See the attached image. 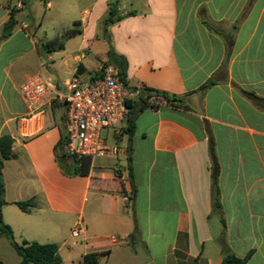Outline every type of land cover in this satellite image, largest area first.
<instances>
[{
  "label": "crops",
  "instance_id": "1",
  "mask_svg": "<svg viewBox=\"0 0 264 264\" xmlns=\"http://www.w3.org/2000/svg\"><path fill=\"white\" fill-rule=\"evenodd\" d=\"M39 1L46 11L69 13L68 30L79 33L48 52L38 35L47 14L32 16L31 26L20 17L31 11L32 0H0V138L14 139L15 154L3 170V212L32 198L39 206L31 213L19 209L27 217L20 219L23 225L9 223L14 236L15 222L22 241L56 243L59 253L71 251L67 240H74L83 246L81 259L109 252L102 264H222L227 252L264 264V0ZM113 2L123 19L107 33L128 62L130 90L148 87L184 100L172 106L158 99L157 108L135 110L131 177L128 161L124 166L119 160L128 156L127 135L117 143L120 155L92 160L88 176L67 175L55 155L64 107L61 113L53 106L32 112L20 87L37 75L70 81L60 77L62 67L83 78L94 42L105 39L101 23ZM13 12L17 24L4 37ZM232 33L228 54L225 36ZM211 78L216 84L200 91ZM9 167L20 199L7 198ZM215 168L224 224L213 212Z\"/></svg>",
  "mask_w": 264,
  "mask_h": 264
},
{
  "label": "trees",
  "instance_id": "2",
  "mask_svg": "<svg viewBox=\"0 0 264 264\" xmlns=\"http://www.w3.org/2000/svg\"><path fill=\"white\" fill-rule=\"evenodd\" d=\"M133 15V13H131ZM123 19L122 16L118 15V3L113 2L109 4V14L102 21L101 28L103 30V37L107 40L109 44V50L107 53L108 62L104 64L113 65L118 70V75L120 80L123 82L125 87L129 90L128 87V62L124 56L118 55L113 47L111 46V41L107 33V28L110 25L116 24L117 22ZM17 22L15 20L14 12L11 14L9 21L5 24L3 30V36L8 37ZM78 32L75 28L70 29L62 33L61 40H53L50 42H43L42 47L48 51L52 52L55 49H62L63 43L66 39H69L75 36ZM220 34V33H219ZM225 36V34H221ZM232 34H229L225 37L228 38L227 41V51L230 54L234 40ZM234 37V35H233ZM80 68V66H79ZM78 68V69H79ZM96 75L101 76V72H97ZM216 84L214 78L209 79L201 88L200 91H207L213 85ZM138 100H128L127 106L129 108V114L126 121V127L124 130V135L128 136V170L130 177L132 176V138L135 132L134 124V113L135 110H143L145 108H157L159 104L153 101V99H161L163 102H167L172 106L182 104L184 97H179L175 95H170L166 92L159 91L153 88L143 87L139 90ZM64 115L62 116V126H61V139L55 147V155L57 161L67 175L74 176H88L92 166V160L90 158H77L75 156H69L64 152V145L66 144L65 136V126H64ZM14 139L10 135H3L0 138V238L4 236L9 241L10 245L17 252L20 257L19 264H62L63 260L59 253V245L56 243H38V242H29L22 241L21 243L15 240L13 229L10 225L6 224L3 219V207L8 205L5 200L6 196V187L4 180V167L5 162L11 160L15 157L13 151ZM70 162V164H68ZM212 198H213V212L219 214L222 217L223 224V214H222V205L220 200V189L218 184V172L215 168L212 174ZM24 213H31L32 210L37 209L39 206L36 201L32 198L25 201H18L13 203ZM138 236L137 230L130 236V243L133 245L136 237ZM109 252H91L83 256V264H102L101 257L107 256ZM250 255L245 258H238L234 254L227 252L224 255L222 264H247ZM0 264H4L0 260Z\"/></svg>",
  "mask_w": 264,
  "mask_h": 264
},
{
  "label": "built area",
  "instance_id": "3",
  "mask_svg": "<svg viewBox=\"0 0 264 264\" xmlns=\"http://www.w3.org/2000/svg\"><path fill=\"white\" fill-rule=\"evenodd\" d=\"M99 72L101 76L96 79L86 80L76 75L64 83L37 75L20 87L21 96L32 112H42L55 102L64 107V152L69 156L94 160L121 154L117 143L126 127L127 101L138 98L139 91H129L113 65L102 64ZM104 131L111 132L113 143L104 136ZM81 232L76 227L72 234L78 237Z\"/></svg>",
  "mask_w": 264,
  "mask_h": 264
},
{
  "label": "rangeland",
  "instance_id": "4",
  "mask_svg": "<svg viewBox=\"0 0 264 264\" xmlns=\"http://www.w3.org/2000/svg\"><path fill=\"white\" fill-rule=\"evenodd\" d=\"M30 6H31V11H24L20 19L24 20L25 22H27L29 25L32 26L33 24L32 19H31L32 16L42 18L46 13L47 15L45 19L43 20V26H41V28L39 29V33H38L39 37L42 38L44 42L49 39L51 40L58 39V36H59V40H61V37H62L61 32L63 31L65 32L69 28H71V24L69 22L71 15L69 13L61 16V15L54 13V11H49V10L46 11L45 4L40 2L39 0H32V2L30 3ZM63 28L65 30H63ZM95 30L97 31V29ZM108 46L109 44L106 39L99 38L97 41L94 42V45L92 46V51L88 53V57L85 60L87 67H88V71H87V74L83 76L84 79L91 80V79L98 78L96 73L99 72L97 68L101 62V55L104 52V50L107 49ZM75 48H76V41H71L68 44L69 51H72V50L74 51ZM55 57L57 58V56ZM47 70H48L49 75L52 76L53 72H51L49 69ZM72 75H73V68L62 67L61 74H60V77L62 79H66V78L72 79ZM61 107L62 105L55 102L53 104L52 111L61 113L62 112ZM60 118L62 119V116H60ZM103 134L104 136L110 138L109 140L110 143H113V140L111 139L110 131H104ZM123 138H124V141H123V144H121V146L126 148L127 143L125 142V137ZM119 160L122 165L126 166V163H127L126 155H120ZM12 178H13V169L9 167L7 170V179H8L7 198L9 200L20 199V195L18 194L16 189L13 186H11ZM3 214H4V220L7 224L13 221H16V222L21 221V224L23 225L22 220L20 219L27 217L23 215L21 211L17 209L16 207H14L13 209H11L10 207H6L4 209ZM157 219L161 220L162 214H157ZM141 223H143V220H141ZM13 226L15 229V240L20 243L22 241L21 240L22 239L21 238V234H22L21 226H18V224H16L15 222L13 223ZM70 226H71V221H68L67 230H65V236L67 235L68 227ZM26 237L30 238L31 236L29 234H26ZM39 239L40 238H38V240L36 241L39 243H42L40 242L41 240L39 241ZM80 239L81 238L77 239L78 242ZM73 241L74 240H67L68 245L73 247L71 251H69L67 248H63L61 250L60 254L63 259V264H83V261H82L83 259H81V254L84 253L83 246L80 245V243H78L79 245H73ZM0 260L4 264H19V260H20L16 251L13 249V247L10 245L7 238H5L4 236L0 238Z\"/></svg>",
  "mask_w": 264,
  "mask_h": 264
}]
</instances>
